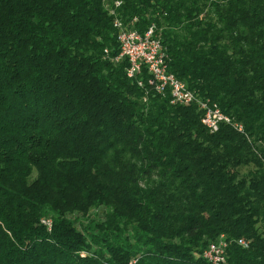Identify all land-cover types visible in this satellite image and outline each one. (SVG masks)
I'll list each match as a JSON object with an SVG mask.
<instances>
[{"label": "trees", "instance_id": "16d2710c", "mask_svg": "<svg viewBox=\"0 0 264 264\" xmlns=\"http://www.w3.org/2000/svg\"><path fill=\"white\" fill-rule=\"evenodd\" d=\"M122 1L246 135L145 102L103 0H0V264H264V0Z\"/></svg>", "mask_w": 264, "mask_h": 264}, {"label": "built area", "instance_id": "2783aa9c", "mask_svg": "<svg viewBox=\"0 0 264 264\" xmlns=\"http://www.w3.org/2000/svg\"><path fill=\"white\" fill-rule=\"evenodd\" d=\"M109 16L113 19L116 29L117 41L120 47V55L113 59L119 62L122 58L128 60L126 73L128 78L137 82L145 92L144 101L147 102L151 92L166 97L170 95L172 105L196 104L202 112L201 122L210 131H219L222 124L228 125L238 133L246 135L243 124L224 114L217 104L209 100L199 98L195 91L190 90L186 83L178 79L169 69L167 50L163 44L162 31L152 24L145 32H139L135 26L138 17L126 23L119 13L123 5L122 0H103ZM108 56V50H105ZM147 75L146 79L143 75ZM51 227L50 222H44ZM237 244L243 248H249L250 242L240 238ZM228 243L224 237L211 243L202 253V257L209 264L227 263ZM130 264H138V259H133Z\"/></svg>", "mask_w": 264, "mask_h": 264}, {"label": "rangeland", "instance_id": "374dc122", "mask_svg": "<svg viewBox=\"0 0 264 264\" xmlns=\"http://www.w3.org/2000/svg\"><path fill=\"white\" fill-rule=\"evenodd\" d=\"M117 42H118V41H117ZM118 45H119V44H118ZM122 59H123V58H122ZM122 59H121V60H122ZM146 76H147L146 74L143 75V78L146 79V78L148 77V76H147V77H146Z\"/></svg>", "mask_w": 264, "mask_h": 264}]
</instances>
